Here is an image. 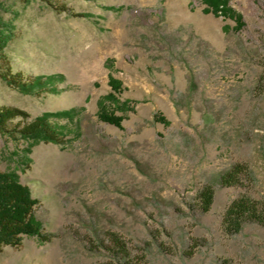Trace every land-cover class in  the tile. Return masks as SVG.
I'll list each match as a JSON object with an SVG mask.
<instances>
[{
    "label": "rangeland",
    "instance_id": "obj_1",
    "mask_svg": "<svg viewBox=\"0 0 264 264\" xmlns=\"http://www.w3.org/2000/svg\"><path fill=\"white\" fill-rule=\"evenodd\" d=\"M227 1L240 31L203 0H0L15 25L13 72L64 77L39 95L0 78V108L28 122L72 112L52 119L64 141L35 146L29 167L24 141L0 131V170L31 188L51 236L5 248L0 264H98L113 234L132 249L150 245L144 264H264V225L221 228L242 194L264 203V0ZM110 78L120 82L115 103L105 100ZM102 108L124 116L123 129L102 122ZM235 165L250 180L221 186ZM207 186L215 197L202 214Z\"/></svg>",
    "mask_w": 264,
    "mask_h": 264
},
{
    "label": "trees",
    "instance_id": "obj_2",
    "mask_svg": "<svg viewBox=\"0 0 264 264\" xmlns=\"http://www.w3.org/2000/svg\"><path fill=\"white\" fill-rule=\"evenodd\" d=\"M39 1L56 8L54 0ZM203 3L206 5V13L232 20L235 23L234 31H240L245 26L243 17L228 7L227 0H203ZM14 38L13 20L5 19L0 13V78L24 95L57 93L58 82L64 80L62 75L29 78L22 73L13 72L6 48ZM109 85L113 93L108 94L105 100L115 103L117 100L114 94L121 90L120 82L110 78ZM71 113V111L47 112L28 122L27 119L30 116L26 112L16 108L3 107L0 108V131L8 133L14 139L24 141L26 144V160L24 161L29 167L31 159L28 156L35 146L42 142L61 144L64 141V134L55 126L52 119L72 118ZM17 117H21L24 122L13 124V120ZM99 119L104 123L123 129L122 123L125 117L110 113L102 108ZM155 120L166 123L162 116L156 115ZM242 178L250 180L245 167L235 165L219 178L218 183L221 186L241 185ZM214 197L215 191L211 186H207L199 192L198 202L202 214L211 209ZM40 203V200L33 196L31 188L21 182L17 171L0 170V253L7 247L19 248L27 238L36 237L42 243L50 241L51 236L44 232L42 222L36 217V210ZM249 222L264 225V203L242 194L226 209L222 219V232L225 236H234L239 234ZM109 242L106 249L110 258L98 264H144L150 248V245H147V248L135 247L132 249L128 246L127 241L116 234L111 236ZM193 254L192 249L190 255Z\"/></svg>",
    "mask_w": 264,
    "mask_h": 264
}]
</instances>
